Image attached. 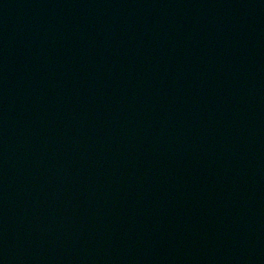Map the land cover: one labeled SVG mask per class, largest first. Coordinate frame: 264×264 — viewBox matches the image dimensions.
Masks as SVG:
<instances>
[{"label": "water", "instance_id": "1", "mask_svg": "<svg viewBox=\"0 0 264 264\" xmlns=\"http://www.w3.org/2000/svg\"><path fill=\"white\" fill-rule=\"evenodd\" d=\"M0 264H264V0H0Z\"/></svg>", "mask_w": 264, "mask_h": 264}]
</instances>
